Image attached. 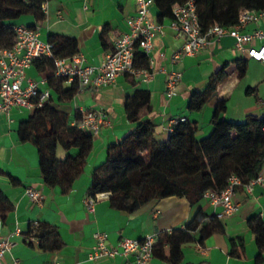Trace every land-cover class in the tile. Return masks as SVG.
<instances>
[{
    "label": "crops",
    "instance_id": "1",
    "mask_svg": "<svg viewBox=\"0 0 264 264\" xmlns=\"http://www.w3.org/2000/svg\"><path fill=\"white\" fill-rule=\"evenodd\" d=\"M136 13V0H50L46 18L39 25L41 38L48 41L52 34L74 38L87 64L98 66L114 49L115 39L129 31L130 19ZM151 15L161 28L148 56L154 73L150 81L122 75L112 85L100 89L87 87L70 102L54 104L71 116L82 109L104 111L110 121L94 137L84 173L69 193L64 194L60 188H51L44 183L37 148L19 138L20 123L30 118L33 111L13 109L9 115L0 113V189L14 206L6 219L0 221L2 234L10 236L15 244L5 255L4 264H52L56 258L60 264H123V257L90 259L96 243L95 233H106L108 244L115 246L123 238L140 240L149 234L184 228L199 212L207 218L220 212V208L206 199L192 205L183 197L154 200L134 213L115 209L109 198L99 200L93 211L87 208L86 198L94 169L104 163L110 145L122 142L136 128V124L127 118L126 102L137 91L151 94V112L143 110L140 115L142 121L149 120L156 126V138L160 142L168 140L172 121L182 117L199 124L198 140L211 134L215 101L202 112L189 111V101L193 94L203 92L210 77L225 65H228L229 76L218 93L219 99L227 100L228 108L223 118L242 123L250 114L264 115L263 62L247 58V74L239 78L237 60L244 59V55L236 49L232 37H224L219 42L211 40L198 54L174 61V55L183 48L184 40L171 28L170 19L159 22V10L155 5L151 8ZM29 23L37 24L30 16L21 20V24ZM257 29L264 30V22L249 24L244 31L253 33ZM260 45L258 41L257 46ZM170 72L182 74L172 98L166 95ZM27 74L37 80L45 78L34 65ZM77 153L78 149L66 152L60 145L57 149L59 160ZM29 186L42 193L41 204L30 201L26 194ZM235 200L238 211L219 218L223 232L202 239L200 230H197L193 233L194 240L183 244L179 252L172 253L165 244L149 264H264V248H260L257 234L250 225L252 218L264 223V188L258 185L252 193L239 189ZM33 223L56 228L63 241L62 248L58 252H46L40 248L37 238L26 241L25 233Z\"/></svg>",
    "mask_w": 264,
    "mask_h": 264
},
{
    "label": "trees",
    "instance_id": "2",
    "mask_svg": "<svg viewBox=\"0 0 264 264\" xmlns=\"http://www.w3.org/2000/svg\"><path fill=\"white\" fill-rule=\"evenodd\" d=\"M48 1L0 0V51L12 46L16 26L36 28L45 20L43 4ZM188 1L191 0H155L159 22L172 20L174 6ZM193 1L203 31H208L214 25L234 26L243 9L264 11V0ZM28 16L33 17L37 24H21V20ZM48 42L53 45L56 57L70 59L79 53L78 41L74 38L52 34ZM33 65L38 73L47 78L51 97L46 105L33 110L32 116L20 123L18 135L22 142H30L37 148L44 183L51 188L58 187L67 194L84 173L94 136L78 127L82 117L79 110L71 116L54 105L55 102H70L79 92L78 84L66 87L65 79L55 75L51 59H37ZM135 66L149 69V57L137 51ZM227 67L225 65L213 74L207 88L193 94L189 101L191 112H202L215 101L211 120L213 130L203 140L197 138L199 124L186 118L174 126L167 141L160 142L156 138V126L149 120H141V112H151L152 109L150 92L139 90L129 97L126 114L136 128L122 142L109 146L106 161L92 173L89 195L109 193L112 207L134 213L154 200L169 197L187 198L194 205L204 199V194L209 190L223 191L233 176L242 181L237 190L244 189L255 179L264 166V115L250 114L242 123H232L223 118L228 108L227 100L219 99L218 93L220 86L228 79ZM237 67L239 78H244L248 70L247 59L237 60ZM59 145L66 152L78 149V153L59 160ZM13 209L14 206L0 189V221L5 220ZM250 225L263 249L264 223L252 218ZM197 230L204 239L213 233L223 232L224 227L217 216L207 218L199 212L184 228L160 232L154 255L165 244L172 253L179 252L183 244L194 240L193 233ZM30 237L37 238L40 248L46 252H58L63 246L57 229L45 223L31 224L25 233L26 241Z\"/></svg>",
    "mask_w": 264,
    "mask_h": 264
},
{
    "label": "built area",
    "instance_id": "3",
    "mask_svg": "<svg viewBox=\"0 0 264 264\" xmlns=\"http://www.w3.org/2000/svg\"><path fill=\"white\" fill-rule=\"evenodd\" d=\"M137 13L130 19V29L121 34L114 41V49L108 53L105 60L98 66L87 64L84 55L78 53L70 59L56 57L53 45L41 38L40 27L29 28L24 25L15 27V39L11 47L0 51V113L9 115L13 109H26L33 111L41 108L50 101L51 90L47 78L34 79L29 77L27 70L37 59L48 58L54 63V72L57 77L64 78L65 84H78L79 92L87 87L100 89L116 82L122 75H130L140 81H150L153 72L149 69H138L135 66L137 51L151 54L154 48V39L160 30L151 15V8L155 0H136ZM43 11L47 14V3L43 4ZM174 18L171 28L184 40L183 48L174 55L177 61L188 55L201 52L211 40L219 42L224 37H232L235 47L245 59H253L264 63V30L257 29L253 33L244 31L249 24L264 22V11L243 9L240 12L237 24L231 27L214 25L208 31H203L193 0L185 4H177L173 8ZM258 41L261 42L257 46ZM182 74L170 72L167 75L166 95L172 98L181 82ZM82 114L78 127L91 135L98 136L105 126L110 124L107 114L100 110H79ZM186 118H177L168 128L173 132L174 126L185 121ZM242 184L240 178L233 176L223 191L209 190L204 194L214 207L220 208L217 217L222 219L227 215L235 214L239 205L235 200L237 187ZM264 188V166L259 175L244 186L248 193L254 187ZM26 194L31 202L41 204L43 195L37 189L29 186ZM109 198V193L88 195L86 205L93 211L96 203ZM0 222V264L14 247L10 236L2 234ZM30 237L28 240L32 239ZM96 241L90 259L97 260L102 257H123V264H149L154 257V246L159 239V233L147 235L143 239L123 238L118 245L108 244L106 233L94 234ZM52 264H60L56 260Z\"/></svg>",
    "mask_w": 264,
    "mask_h": 264
},
{
    "label": "rangeland",
    "instance_id": "4",
    "mask_svg": "<svg viewBox=\"0 0 264 264\" xmlns=\"http://www.w3.org/2000/svg\"><path fill=\"white\" fill-rule=\"evenodd\" d=\"M106 158H107V157H106ZM106 158H105V161H106ZM105 161H104V162H105Z\"/></svg>",
    "mask_w": 264,
    "mask_h": 264
}]
</instances>
